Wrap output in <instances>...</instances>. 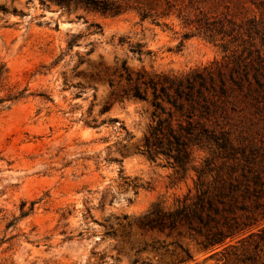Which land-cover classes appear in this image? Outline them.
I'll use <instances>...</instances> for the list:
<instances>
[{
  "label": "rangeland",
  "instance_id": "rangeland-1",
  "mask_svg": "<svg viewBox=\"0 0 264 264\" xmlns=\"http://www.w3.org/2000/svg\"><path fill=\"white\" fill-rule=\"evenodd\" d=\"M199 11L242 25L226 40L264 80V0H0V264H264V208L241 212L252 224L214 246L186 224L140 225L194 194L196 173L178 179L165 157L144 153L153 108L119 98L127 82L114 71L126 60L184 75L225 61L219 41L183 38ZM220 102L219 125L264 165V88Z\"/></svg>",
  "mask_w": 264,
  "mask_h": 264
},
{
  "label": "trees",
  "instance_id": "trees-1",
  "mask_svg": "<svg viewBox=\"0 0 264 264\" xmlns=\"http://www.w3.org/2000/svg\"><path fill=\"white\" fill-rule=\"evenodd\" d=\"M92 2L95 9H109ZM185 23L192 26L183 33L184 39L199 35L215 43L219 41L225 61L216 60L180 75L152 73L145 69L133 71L123 60L114 74L127 82L119 92V98L146 100L153 108V124L143 139L144 153L152 161L159 156L165 157L178 179L190 171L196 173L194 194L189 190L177 200L174 209L158 204L142 217L140 225L163 230L186 224L190 230L205 236L206 245L214 246L234 238L241 229L252 224L248 214L242 220V213L264 208L261 202L264 198V165L256 164L258 150L253 145L236 146L232 132L216 120L222 109L221 98L233 93H253L254 84L264 88V80L259 70L251 75L249 63L242 64L244 61H240L237 53L239 49L231 46L234 40H226V36L244 34L242 25L225 16L215 18L204 11H199L195 21L185 19ZM252 29L257 30L255 23L253 26L250 23L249 30ZM74 44L69 42V49ZM142 48L144 46L138 44L132 51L141 56L144 54ZM61 59L59 57L55 63ZM110 85L114 86V81ZM195 148L208 149L211 153L200 165L193 158ZM217 157L225 160L222 165H217ZM180 247L189 258L192 257L187 248L181 244ZM253 258L243 255L240 259L252 261Z\"/></svg>",
  "mask_w": 264,
  "mask_h": 264
}]
</instances>
